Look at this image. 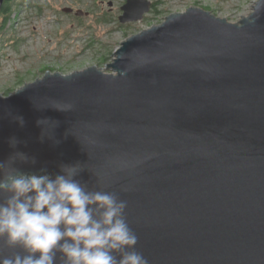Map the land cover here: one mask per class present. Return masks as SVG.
Listing matches in <instances>:
<instances>
[{"label":"water","instance_id":"1","mask_svg":"<svg viewBox=\"0 0 264 264\" xmlns=\"http://www.w3.org/2000/svg\"><path fill=\"white\" fill-rule=\"evenodd\" d=\"M114 57L0 94V264H264V0Z\"/></svg>","mask_w":264,"mask_h":264},{"label":"rangeland","instance_id":"2","mask_svg":"<svg viewBox=\"0 0 264 264\" xmlns=\"http://www.w3.org/2000/svg\"><path fill=\"white\" fill-rule=\"evenodd\" d=\"M256 2L188 0L183 12L201 8L238 23L253 13ZM65 9L90 15L79 19ZM106 10L101 0H13L5 25L0 15V94L10 95L49 71L69 75L96 66L111 73L107 66L121 44L148 28L104 24Z\"/></svg>","mask_w":264,"mask_h":264},{"label":"flooded vegetation","instance_id":"3","mask_svg":"<svg viewBox=\"0 0 264 264\" xmlns=\"http://www.w3.org/2000/svg\"><path fill=\"white\" fill-rule=\"evenodd\" d=\"M103 7H107L104 12V24L116 25L119 30H131L137 27L151 28L158 26L166 21V19L175 13H182L183 7L188 0H145L150 3L149 9L141 14V7L137 5L135 10L126 15L124 7L129 0H122L119 4L118 0H101ZM189 8V7H188ZM175 9H178L177 11ZM187 11V8H185ZM104 10V9H103ZM185 12V11H184ZM83 13V12H82ZM78 11L73 12L75 18H83L89 16L88 12L83 13V16H78ZM126 15V16H125ZM135 17H141L139 21H131ZM130 20L122 22V19ZM150 25V26H149Z\"/></svg>","mask_w":264,"mask_h":264},{"label":"trees","instance_id":"4","mask_svg":"<svg viewBox=\"0 0 264 264\" xmlns=\"http://www.w3.org/2000/svg\"><path fill=\"white\" fill-rule=\"evenodd\" d=\"M13 0H6L5 1V4H4V7L2 9V11L0 12V15L2 16V18L4 19V25L7 23L8 21V14H9V11H10V7H11V2ZM5 27V26H4ZM8 96V95H7Z\"/></svg>","mask_w":264,"mask_h":264},{"label":"bare ground","instance_id":"5","mask_svg":"<svg viewBox=\"0 0 264 264\" xmlns=\"http://www.w3.org/2000/svg\"><path fill=\"white\" fill-rule=\"evenodd\" d=\"M150 26V25H149Z\"/></svg>","mask_w":264,"mask_h":264}]
</instances>
